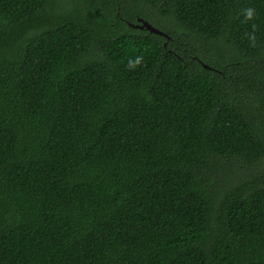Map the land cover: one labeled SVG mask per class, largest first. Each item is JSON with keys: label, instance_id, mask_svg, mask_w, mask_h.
<instances>
[{"label": "trees", "instance_id": "trees-1", "mask_svg": "<svg viewBox=\"0 0 264 264\" xmlns=\"http://www.w3.org/2000/svg\"><path fill=\"white\" fill-rule=\"evenodd\" d=\"M0 264H264V0H0Z\"/></svg>", "mask_w": 264, "mask_h": 264}, {"label": "clouds", "instance_id": "clouds-1", "mask_svg": "<svg viewBox=\"0 0 264 264\" xmlns=\"http://www.w3.org/2000/svg\"><path fill=\"white\" fill-rule=\"evenodd\" d=\"M242 15L244 16V22L247 23L248 21H252L256 18V10L254 7H247L242 10ZM253 28L255 29V25H253ZM246 38L249 41L250 47H256L257 43V37L255 35V31L252 33H245ZM142 57H137L134 61H129V66H136L141 64Z\"/></svg>", "mask_w": 264, "mask_h": 264}, {"label": "water", "instance_id": "water-1", "mask_svg": "<svg viewBox=\"0 0 264 264\" xmlns=\"http://www.w3.org/2000/svg\"><path fill=\"white\" fill-rule=\"evenodd\" d=\"M138 21L140 23H133V22H129L130 26H134L140 29H147L152 33H159L162 35H165L168 37V35L166 33H164L161 29L157 28L156 26H154L151 22H149L148 20H145L144 18H138ZM208 67V66H207Z\"/></svg>", "mask_w": 264, "mask_h": 264}]
</instances>
